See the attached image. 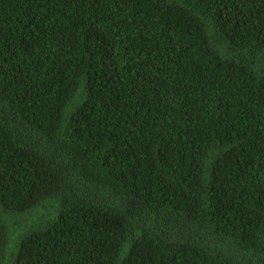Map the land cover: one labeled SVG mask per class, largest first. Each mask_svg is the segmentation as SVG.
Instances as JSON below:
<instances>
[{"label": "trees", "instance_id": "16d2710c", "mask_svg": "<svg viewBox=\"0 0 264 264\" xmlns=\"http://www.w3.org/2000/svg\"><path fill=\"white\" fill-rule=\"evenodd\" d=\"M0 264H264V0H0Z\"/></svg>", "mask_w": 264, "mask_h": 264}]
</instances>
